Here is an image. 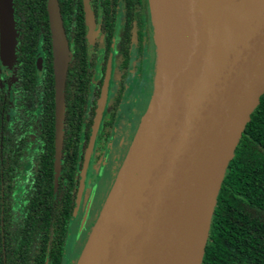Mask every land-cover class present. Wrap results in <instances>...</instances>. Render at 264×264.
Wrapping results in <instances>:
<instances>
[{"label": "water", "instance_id": "water-1", "mask_svg": "<svg viewBox=\"0 0 264 264\" xmlns=\"http://www.w3.org/2000/svg\"><path fill=\"white\" fill-rule=\"evenodd\" d=\"M44 1L52 52L55 186L70 56L57 0ZM82 1L86 23L91 22L90 4ZM160 1L171 21L173 48L164 52L153 0H147L157 37L155 88L74 264H200L221 179L264 93V0ZM93 29L87 26L88 41ZM15 39L12 0H0L1 72L11 69ZM35 63L39 72L40 54ZM104 98L105 88L72 216Z\"/></svg>", "mask_w": 264, "mask_h": 264}, {"label": "trees", "instance_id": "trees-1", "mask_svg": "<svg viewBox=\"0 0 264 264\" xmlns=\"http://www.w3.org/2000/svg\"><path fill=\"white\" fill-rule=\"evenodd\" d=\"M92 1L101 10V27L111 33L116 0ZM66 2L60 6L75 50L66 76L61 171L54 186L50 63H45L38 79L33 64L38 44L50 57L45 1L12 0L16 39L9 73L13 81L0 71V264H61L63 259L75 192L76 142L92 65L77 47L80 21L70 18ZM122 2L126 19L118 33L119 53L131 36L141 45L148 29L146 0ZM120 62L115 76L122 84ZM107 128L104 125L101 131ZM200 264H264V93L221 179Z\"/></svg>", "mask_w": 264, "mask_h": 264}, {"label": "flooded vegetation", "instance_id": "flooded-vegetation-1", "mask_svg": "<svg viewBox=\"0 0 264 264\" xmlns=\"http://www.w3.org/2000/svg\"><path fill=\"white\" fill-rule=\"evenodd\" d=\"M66 0L57 1L60 17L63 26L64 37L67 43L68 55L70 56L67 61L64 83H63V114H62V140H61V154H60V171H61V156L63 148V139L65 134V119H66V110H65V83L67 71L69 68V63L73 58V53L75 50V43L70 42V37L67 35V31L64 25L63 20V11L61 8L62 2ZM90 4V12L88 19H91V22H87L85 17V10L82 0H68L66 2L67 13L73 18V20L78 19L80 21L77 25L79 30V41L77 42L78 49L83 50L86 58V62H92V65L89 66L91 69L89 72L88 83L86 87V99H85V109L83 111V119L80 122L79 133L77 136L76 142V155L74 161V175H75V192L73 205L75 203L77 190L79 186V177L81 169L83 166L84 158L88 145L90 142V132L93 126V121L96 115V109L98 107V101L102 95V91L105 88V98L103 101L102 113L98 125L97 132L95 133L92 148L89 152L86 168L84 171V180L81 189V193L78 199V206L75 212V215L72 216L71 211V220L70 222H76L78 225L77 234L80 235L84 233L85 238L88 233L89 228L88 224L93 221L95 213L99 210V207L104 200L110 185L113 180L115 172L119 168L129 143L132 139V136L136 130L139 119V112L134 114L132 119L128 122V125L125 126L122 132L116 131L118 125V116L121 109V104L123 103L127 91L129 89L131 80L134 74L140 75L142 70V64L147 59L149 55L150 47V33H151V20L149 14L148 2L147 11H148V29L145 40L142 41L141 45H138L132 38H129L128 46H125L121 52L118 51L117 39L118 33L124 27L125 21V10L122 0H116L113 6L114 12V26L110 29L111 33L107 34V29L105 31L104 27H101V10L94 4L92 0H88ZM60 3V4H59ZM75 21H71L73 24ZM87 26H94V29L89 34L91 37L88 41ZM49 32V28H48ZM110 36V37H109ZM50 37V33H49ZM50 57L47 59L46 54L43 55L41 51L40 44L37 46L36 53L34 55V70L37 79L40 77L43 69L45 68V63L49 61L52 77V101H53V155H54V93H53V70H52V52H51V40L49 47ZM40 54L41 56V67L40 71L36 70V57ZM120 56V59L118 58ZM121 62V69L123 70L124 79L121 84L120 79L115 76V68L117 61ZM13 66V65H12ZM11 66V68H12ZM109 67V76L106 78V71ZM11 70V69H10ZM10 70L8 72H2L7 75L8 82L13 81V74L10 75ZM106 81V84H105ZM13 89V82L9 85ZM11 97V96H10ZM38 111V109H36ZM11 114L13 111H9ZM88 115V116H87ZM141 116V115H140ZM87 117H89L87 119ZM37 119H35V122ZM106 125L108 128L105 132H102V127ZM118 132V134H117ZM52 165H53V156H52ZM60 171L57 178V182L60 177ZM53 179V175H52ZM56 182V184H57ZM108 185L107 188L104 186ZM73 209V207H72ZM70 224V223H69ZM85 240V239H84Z\"/></svg>", "mask_w": 264, "mask_h": 264}, {"label": "rangeland", "instance_id": "rangeland-1", "mask_svg": "<svg viewBox=\"0 0 264 264\" xmlns=\"http://www.w3.org/2000/svg\"><path fill=\"white\" fill-rule=\"evenodd\" d=\"M157 55V37L154 30V23H152L150 33L149 55L142 64V70L140 75L134 74V76L131 77L132 80L129 89L127 91L123 103L121 104V109L119 111L118 125L116 131L122 132L125 126L128 125V121L132 119L134 114L139 112V116L137 118L139 119V117H141L140 115H142L146 111L156 84ZM115 175L113 177H115ZM107 187L108 185L105 184L103 188L104 191ZM96 215L97 214L95 213L94 218L96 217ZM91 224L89 223L87 228H90ZM77 232V223L71 221L65 240V247L61 264H74L75 262L85 239L84 233L82 234L81 232L79 235L77 234Z\"/></svg>", "mask_w": 264, "mask_h": 264}, {"label": "bare ground", "instance_id": "bare-ground-1", "mask_svg": "<svg viewBox=\"0 0 264 264\" xmlns=\"http://www.w3.org/2000/svg\"><path fill=\"white\" fill-rule=\"evenodd\" d=\"M153 8L156 19V27L160 37L159 39L161 40L164 52L168 55L172 51L174 44L171 21L166 12V8L163 7L160 0H153Z\"/></svg>", "mask_w": 264, "mask_h": 264}]
</instances>
